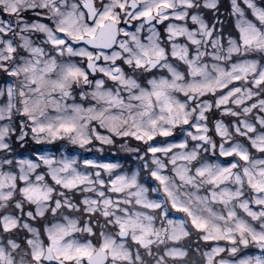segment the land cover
Listing matches in <instances>:
<instances>
[{
    "label": "snow or ice",
    "instance_id": "obj_1",
    "mask_svg": "<svg viewBox=\"0 0 264 264\" xmlns=\"http://www.w3.org/2000/svg\"><path fill=\"white\" fill-rule=\"evenodd\" d=\"M0 264H264V0H0Z\"/></svg>",
    "mask_w": 264,
    "mask_h": 264
},
{
    "label": "rangeland",
    "instance_id": "obj_2",
    "mask_svg": "<svg viewBox=\"0 0 264 264\" xmlns=\"http://www.w3.org/2000/svg\"><path fill=\"white\" fill-rule=\"evenodd\" d=\"M116 153V150L115 149H112V151L111 152H105L104 153V156L105 157H111L113 154H115ZM122 155V154H121Z\"/></svg>",
    "mask_w": 264,
    "mask_h": 264
}]
</instances>
